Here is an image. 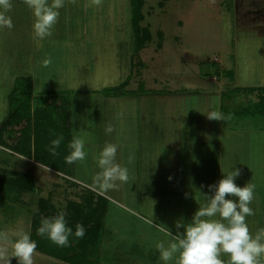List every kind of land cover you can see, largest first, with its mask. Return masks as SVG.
<instances>
[{"label": "rangeland", "instance_id": "obj_1", "mask_svg": "<svg viewBox=\"0 0 264 264\" xmlns=\"http://www.w3.org/2000/svg\"><path fill=\"white\" fill-rule=\"evenodd\" d=\"M100 1L102 2L96 3V0H87L86 18L90 36L86 31L84 48H75L78 42H74L73 47L61 49L68 57L60 59L61 56L54 54L56 56L45 58L41 55L38 57L39 61H36L37 73L44 79L39 81H52L58 86L63 80L48 77L52 72L58 74L61 65L66 64L67 68H71L69 71L81 70L80 79H66L68 86L75 89L74 92L77 88L81 89L77 96L71 92L69 112V105H65L67 113L62 109L54 113L51 111L54 115V128L57 130L46 145L50 146L52 140L63 136L61 150H56V155H52L50 151L48 153L52 157H61L62 166L70 152L65 133L61 132L64 129L69 130V133L71 130L69 138L79 136L85 140L88 155L82 162L84 166H78L80 161L77 166L86 168L83 175H87V179L92 181L99 171L94 158L107 143L116 144L124 136L129 144L132 143L134 130L130 134L126 129L130 124L127 117H124L122 106L128 111L134 110L135 114H146L152 120L149 135L152 140L158 136L164 138L160 157L155 163L159 165L157 171L161 173V178L156 174V169L152 175L139 174L146 170L140 166L138 159L143 157L144 151L157 155L158 151L155 149H147L139 144L138 149L130 147L128 151L129 155L134 156L131 163L129 157L116 158L118 163L123 162L120 163L121 166L128 168L129 180L118 184L115 189L104 191V194L126 206L109 203L107 207L100 244V250L106 256L101 255L100 264H162L156 244L160 240L167 243L169 238L164 236V229L173 230V234L183 232V228L170 227L169 223L164 222V217L190 222L196 210L195 203H204L205 194H212L209 190H196L202 189L200 185L208 188L209 185L218 183L224 176L223 171L229 173L233 169H239L240 175L236 183L241 187L247 183L252 186L261 183L258 188L261 191L258 193L263 198V204L254 200L258 207L255 211L256 219L254 215L247 217V223L253 234L264 229V177L261 178L259 174L264 172L261 166L264 162V115L252 114L256 94L242 89L258 83L264 86V54L260 51L264 41L259 43L258 39L242 36L244 32L250 33L237 29L234 0H143L145 5L142 13L145 20L141 26L149 31L151 37L144 52L136 53V37L131 29L132 0ZM137 1L140 0L133 2ZM99 23L104 32L99 27L90 31L94 24L96 26ZM54 34L56 35L55 32ZM103 35L112 40L105 48L99 40L104 38ZM242 37L246 40L243 45L240 41ZM110 44L112 49H109ZM256 47L259 54L256 52L254 55ZM84 49L87 55L81 53ZM106 49L107 53H103ZM115 50L117 56L114 57ZM152 53L155 55L152 56ZM27 58H22V61ZM108 59L117 63H110ZM140 60L147 65L142 70L141 78L128 79L132 70V77L138 76V71L142 69L139 66ZM45 61L49 62L45 64ZM96 66L99 68L96 69ZM216 72L219 75L214 74ZM119 84H123V93L115 95L110 106H107V96L92 91ZM62 85L66 89L64 82ZM143 87L152 90L162 88L167 93L153 95L144 91ZM83 89L91 91L84 94L81 93ZM170 90H173L172 94L168 92ZM2 98L3 96L0 98V124L6 117L5 97ZM220 104L224 108L223 121L210 120L202 113L219 111ZM245 108L250 114L241 115L242 112L248 113ZM126 113L132 121L130 113ZM67 114L72 119L69 121L71 126L66 122ZM61 121L64 123L60 125ZM109 125L113 127V131L107 134L105 129ZM69 127L71 128L68 129ZM238 128L250 130L243 135L238 132ZM158 129L162 135H158ZM218 135L226 136L224 143L217 141ZM157 143L160 145V140L157 139ZM217 146H223L221 151L226 157L219 160L214 158L215 154L211 152ZM9 152L1 151L0 148V161L3 163L0 164V231L9 234L27 231L32 236V215L35 210L38 211L40 199L49 201L50 193L57 198L56 207L63 211L67 201L78 200L84 195V199L89 197L88 192L73 189L70 184L59 181L61 177L50 167L44 164L36 166L28 159ZM190 153H193L192 160ZM75 164H68L69 172L79 170L74 168ZM12 169L29 174L34 172L41 186V193L6 192L5 190L12 188L6 184L8 173ZM150 178L152 179L149 181ZM187 189L193 191L189 193L186 192ZM167 199L169 202L166 203ZM96 203L99 204L98 201ZM35 218L36 216L33 219ZM0 248L6 249L7 256L12 255L10 242H0ZM41 248L37 243L34 264L65 263L51 257ZM222 258L227 264L229 256L224 255ZM11 264H18L17 258L12 257Z\"/></svg>", "mask_w": 264, "mask_h": 264}, {"label": "crops", "instance_id": "obj_2", "mask_svg": "<svg viewBox=\"0 0 264 264\" xmlns=\"http://www.w3.org/2000/svg\"><path fill=\"white\" fill-rule=\"evenodd\" d=\"M99 2H102V1L99 0ZM234 2H235L234 3V6H235L234 16H235V21L238 24L237 29L248 31L250 33V34H246V32H244L245 34L242 36H248L249 39H252V38L253 39L255 38L256 40L258 39L259 43L263 42L264 41V0H234ZM12 5H13L12 9L10 12L7 13V15L11 16V18L13 20L14 27L12 29H7V28L0 29V98H1V96H3L2 99H4V97H5V102H6L5 111H4V116H6V117L2 121V123L0 124V127L9 118L11 112L14 111V109L18 107L19 102H21L23 100L22 95H20V92L17 91V89H16V83H17V80L19 78H31V80H32L33 92L31 95V104H30L31 118H33L35 111H47V110L52 109L53 107L55 109L57 108L58 111H60L62 109L63 111H65L67 113L68 108H65V105H67V106L69 105V109H68V112H69V110L71 108L70 107V103H71L70 95H71V92H74L73 90H75V89L73 87L70 88L68 86L69 82L66 79H80L81 78L80 77L81 70L78 69L77 71H69L71 68H67L66 64H63L60 66L61 70L58 72V74H55L52 72L51 75L49 74L50 76L45 75L46 77L49 76L48 79L53 78L54 80L55 79H59L61 81L63 80V82L66 84V89H63V87H62L63 82H60V84H59L60 86H58L55 84V82H52V81H39V80H44V79H42L41 78L42 76L37 73V64L38 63L36 61H39L38 57H40L41 55H42V57H45V58H47V56L50 57L54 54H58L59 56H61L60 59H62L64 57H68L66 52H63L62 50L69 48V47H73L76 42H78V43L75 46V48H77V49L84 48L86 46L85 43H86V38H87L86 31H88V37L90 36L89 35V29L87 28V18H86L87 0H65V6L62 9H60V16H59L57 24L55 25V27L53 29L52 35L50 37L44 39L43 41H40L39 44H38L36 38L34 37V33H33L32 25H33V21H34V16H33L32 10L29 9L23 3V0H12ZM144 5H145V2H144ZM88 6H89V1H88ZM143 8H144V6H143ZM143 8H142V10H143ZM143 16H144V14H143ZM132 20H133V0H132ZM144 20H145V16H144V19L140 22L141 30L146 29L145 27L141 26V23H143ZM97 27H99L100 31L104 32V29L102 28L101 23L97 24L96 26L94 24V26L90 29V31H92L93 29H96ZM114 29H116L115 25H114ZM131 29H133L134 37H136L135 31L133 28V22H132V28ZM78 31H79V34L77 35L76 32H78ZM54 32L56 33V35L54 34ZM56 37H57V39H56ZM103 37H104L103 39H99V40L102 43V46L105 48L109 44L110 40L107 39L106 35H103ZM240 41L243 45V44H245L246 40L244 39V37H242ZM149 43H150V39H148L146 41V43H144V45L139 50L136 48L137 49L136 53H139V51L144 52V50L148 47ZM111 46L112 45L110 44L109 49H112ZM258 47H259V44H258ZM258 47H256V49L254 50V55L257 54L256 52H258V54H259ZM107 50L108 49H106L103 53H107ZM260 51L264 54V42H263V48ZM81 53L87 55V51L85 49L83 51H81ZM113 53H114V57L117 56L116 50ZM110 55H111V53L109 54V56ZM154 55H155V53H152V56H154ZM54 56H56V55H54ZM24 57H28L26 61L25 60L22 61V58H24ZM108 60L110 63H111V61H113L114 64L117 63L115 60H111V59H108ZM140 61L141 62L139 63V66L142 69H140L138 71V76L132 77L133 74H131V73L134 72V70H132L130 75L128 76V79L133 80L134 78H141L142 70L146 69L147 65L144 64V62L142 60H140ZM114 64H113V66H114ZM108 65H110V64H108ZM97 68H99V67L96 66V69ZM100 68H102V66ZM263 71H264V63H263ZM214 74L218 75L217 72ZM82 78H84V74H83ZM120 86H122V84L121 85L119 84V85L113 86V87H106V88L103 87L102 89L97 88V89H94L92 91L95 93H99V94H103V95L107 96L106 98H109L107 106H110L111 105L110 102L113 101L112 99L115 97V95L118 96L119 94L123 93V92L119 93L120 92L119 90L117 91V88L119 89ZM143 89H144V91L153 93V95L156 93H164V94L167 93V90L162 89V88L152 90L150 88L143 87ZM242 89H244L248 93L256 94V96H255L256 103H254V105H256L257 103L264 105V86H262L258 83L257 85H251V86L245 87V88L242 87ZM251 89H253V91H250ZM79 90H81V89L77 88V90L74 92L75 96L79 95ZM90 91H91L90 89L89 90L83 89L81 93L88 94ZM172 91L170 90L168 92L171 93ZM179 91L180 92H185V91L188 92L187 90H179ZM134 92H135V90H134ZM249 108H252V106H249ZM255 108L256 107H254V109ZM245 110H248V109L245 108ZM122 111H124V117H127V122H129V124H130L129 126H127L126 129L128 130V132H130V134H132V132L134 130V134H133L134 140L132 143L129 144V140H126V137L124 136L123 140H119V142L116 141V144L119 145V150L117 153V159L118 158H127L128 159L129 153H130L128 151H129L130 147H134V148L138 149L139 144L141 145V147H143V145L146 146L147 149H151V150L155 149L158 151L157 155H155V153H150V152L144 151L143 157L138 159V161L141 162L140 166L146 170L143 172L141 171L142 173H139V174H141V175H150L151 174L152 175L153 170L156 169V174L159 176L161 174L160 172L157 171V170H159V165L155 164V163L160 157L159 154L161 152V149L163 148L162 145L164 143V138H161L158 136V137H154L153 138L154 140H152L149 137V135L151 134L150 133L151 132V124L153 122L150 118L146 117V114H142V115L135 114L136 112L134 110L128 111L125 106L124 107L122 106ZM126 111L130 113L131 118H133L132 121L128 117ZM219 112L220 113L224 112V108H223L222 104H220V106H219ZM249 112L250 111L248 110L247 114H250ZM245 114L246 113H243V115H245ZM256 115H258V114H256ZM259 115H261V114H259ZM253 117H255V116H253ZM71 120L72 119H70L68 117V114H67L66 121H67L68 125L70 123V126H71V122H69V121H71ZM62 122L63 121L60 122V125ZM26 124H27V121H23L22 123H20L18 125H14L13 127H8L9 128L7 130L8 132L6 131L4 134V137H3V140L7 143V145H5V146L0 145L1 151H4V152L11 151V152H13L14 155H19L20 157H24V158L28 159L32 164H34L36 166H39V165L44 166L36 160V156L34 155L35 154V151H34V135L31 136L32 151H31L30 155H26L22 151L20 153L15 151V147H17V144L20 141V138H21V135L23 132L22 130L26 126ZM132 125H133V127H132ZM32 127H33V125H32ZM35 127H36V124H35L33 130H35ZM70 128L71 127H69L68 129H70ZM249 130H250V128L249 129L238 128V132L243 134V135H246V132H249ZM252 132H253V130H252ZM70 134H71V130H70ZM159 134H161V133H160V130L158 129V135ZM225 137H226L225 135H221V136L218 135L217 141L224 143ZM156 138L158 140H160V145L157 143ZM72 139H73V137L69 138V136H68V139H67L68 145L72 141ZM222 149H223V146H217L216 149H213V151L211 153L215 154L214 155L215 159L219 160V159H222V157H226L225 156L226 154L222 153V151H221ZM24 150H27V149H24ZM192 154L193 153H190L191 160L193 158ZM46 155H48V154H46ZM202 156H204V155H202ZM168 158H171V156H169ZM209 158H210V155H209ZM261 161H263V160H261ZM120 163H123V162H120ZM0 164H3V163L1 162ZM77 164L78 163L76 162L74 168L75 167L78 168V166H81L82 162L78 166H77ZM220 165H222V164H220ZM82 166H84V165H82ZM261 166L264 169V162L261 164ZM50 169L55 171L57 173V175L59 177H61V178H59V181H62L63 183L70 184L73 189L78 188L83 192H88L89 197H90V195L93 194V196L95 197V199L93 200L94 204L98 201V199H97L98 196H104L106 198L105 201H102V200L98 201L99 204L103 205V208H104V210H103V221H104V216L106 215V212H107L106 210H107L109 203H114V204L119 205V206L120 205L126 206L125 204H120L117 201V199H115L114 197H111V196L104 194V191L102 192L98 188H94L93 181L91 179H87L88 178L87 175H83L84 172H86L85 171L86 168H84V169L78 168L79 169L78 171L73 170L71 172H69L70 170H69L68 165H67L65 171H60L58 169L55 170L52 168H50ZM219 172L221 175V171H219ZM16 173L17 174H24L27 172L23 173V172L13 170V171H10L8 173V176H10V174H16ZM35 173H36V170H35ZM30 174H31V172H30ZM259 174L261 175V178L264 177V172H260ZM32 175L34 177V185H35L34 188L35 189H34V191L26 192V193L27 194H31V193L37 194V192H38V194H40L42 191L41 186L39 185V183L37 181L38 179L36 178L34 172L32 173ZM64 178H66L67 180H65ZM141 179L142 178H140V180ZM151 179L152 178H150L149 181ZM236 179L238 180V177ZM260 186H261V183L260 184L255 183V185H253V187H254V200L257 199L255 202H259L260 204L262 202V204H263V198L261 197V194L258 193L261 191V189H258ZM55 187H57V184ZM200 187L202 189H198L196 191H202V190L207 191V190H209L208 188L203 187L201 185H200ZM8 190H5V191L9 192V193L15 192V191H17L19 193L21 192L18 189L13 188V187L8 188ZM146 191H148V190H146ZM190 191H193V189H189V190L187 189L186 192L190 193ZM22 193L25 194V192H22ZM84 196H82L78 200L67 201L66 202V208L64 211L60 210L59 208L56 207L55 202H56L57 198L54 197L53 194H51V193L48 195V197H49L48 202L50 205H52L55 208L57 214L61 211L66 213L68 211L69 203H71V202L81 203L83 201ZM254 200L251 204V207L254 209V211H256V210H258V207L255 205ZM42 201H43V199H40L38 211L40 210ZM167 202H169V199L166 200V203ZM96 204H98V203H96ZM195 204H196L195 205L196 210L193 212V214L199 208V203H195ZM34 212H35L34 213L35 215L34 214L32 215V221L34 220L33 219L34 216L37 215L36 210ZM169 216H171V215L169 214ZM253 217H255V219H256V214ZM146 219L147 218L145 217V220ZM257 220L260 221L259 219H257ZM177 221L178 220H174V219L171 220L169 218L164 217V222L169 223L170 227L176 228L175 222H177ZM102 231H103V227H102ZM164 231H170V229L166 228V229H164ZM52 260L55 261L54 259H52Z\"/></svg>", "mask_w": 264, "mask_h": 264}, {"label": "clouds", "instance_id": "obj_3", "mask_svg": "<svg viewBox=\"0 0 264 264\" xmlns=\"http://www.w3.org/2000/svg\"><path fill=\"white\" fill-rule=\"evenodd\" d=\"M23 3L32 10L33 33L39 44L52 35L65 0H23ZM12 6V0H0V29L14 27L11 16L7 15ZM48 62L45 61V64ZM202 113L210 120L224 119L218 110ZM112 131L111 125L105 129L107 134ZM63 139L61 135L51 141L48 150L52 155L57 154L56 150ZM85 144L83 138L74 136L68 145L70 152L65 157V162L73 164L85 161L88 155ZM118 150L119 145L107 143L94 158L99 169L93 177L94 188L108 191L129 180L128 168L117 162ZM133 159L134 156L130 154L129 163ZM223 173L224 176L218 183L208 186L212 194H205V202L199 203L191 221H177L176 228H183V232H163L169 238L167 243L160 240L156 244L162 264H226L222 258L224 255L229 256L227 264H261V258L264 257V229L253 234L247 223V217L255 215L251 207L254 187L250 183L243 187L236 183V178L240 175L239 169ZM37 234L58 247H69L70 238L74 236L76 239H83L86 228L78 223L73 232L66 213L61 211L52 217L42 218ZM0 242H10L12 247L11 256L5 254L6 249L0 248V264H11L12 257L17 258L18 264H34L37 242L32 239L30 232L15 231L9 234L0 231Z\"/></svg>", "mask_w": 264, "mask_h": 264}, {"label": "trees", "instance_id": "obj_4", "mask_svg": "<svg viewBox=\"0 0 264 264\" xmlns=\"http://www.w3.org/2000/svg\"><path fill=\"white\" fill-rule=\"evenodd\" d=\"M143 6V0L137 1L135 3L133 2L132 22L137 42L136 48L138 50L151 37V34L147 29L141 30L140 27V22L144 19V16L142 14ZM122 88L123 84L118 90L121 92ZM16 89L20 92V95H22L23 100L21 99L22 101L19 102L18 107L11 112L9 118L0 127V145H7V143L3 140V137L5 132L9 129L8 127H13L14 125H18L23 121H27L26 126L22 130L23 132L20 141L18 142L17 147H15V151L19 153L22 151L26 155H30L32 151L31 136L34 135V155L36 156V160L52 169L65 171L64 169H66L68 163L65 162L62 166L63 160H61V157L59 158L46 155L49 153L48 148L50 147L46 144L50 142V139L53 138L52 136L56 134V132L54 131L57 130L54 128L55 121L53 120L54 115H52V112H58L57 108L55 109L53 107L52 109L47 111H35L33 118H31L30 104L31 95L33 92V84L31 78H19L16 83ZM250 91H253V89H251ZM254 107L256 108L254 109ZM243 113L244 112H242L241 114ZM254 113L264 115V105L260 103L254 105L252 114ZM35 124L36 127L35 130H33ZM42 127H44L45 129H42ZM62 129H64V127ZM61 132L65 133V141L68 145L67 139L70 134L69 130L64 129ZM57 150H61V146ZM14 175L15 176L13 177H10L11 175L7 177L6 184L18 189L21 192L34 191L35 185L34 177L32 174L16 173ZM94 199L95 197L92 194L86 199L83 198V201L81 203L71 202L69 203L68 211L66 212V219L68 220L69 225L73 228V232L75 231V226L78 223L83 224L86 228V235L83 239H76L73 236L70 238L71 245L69 247H58L46 237H41L37 234V229L41 224L42 218L52 217L54 216V214H57L55 208L50 205L47 200L42 201L40 210L37 212L36 218L33 221V233L31 236L32 239L42 247L41 249L43 252L49 253L51 257L65 263L100 264L99 260L101 258V255L103 254L104 257L106 256L105 252L102 253V251L100 250V244L102 241L104 208L103 205L94 204ZM97 199L98 201L106 200L104 196H98ZM261 264H264V260H261Z\"/></svg>", "mask_w": 264, "mask_h": 264}]
</instances>
